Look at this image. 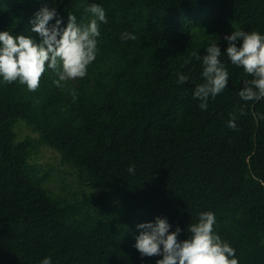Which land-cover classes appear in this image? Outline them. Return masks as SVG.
I'll return each mask as SVG.
<instances>
[{
	"label": "trees",
	"instance_id": "16d2710c",
	"mask_svg": "<svg viewBox=\"0 0 264 264\" xmlns=\"http://www.w3.org/2000/svg\"><path fill=\"white\" fill-rule=\"evenodd\" d=\"M211 246L264 264V0H0V264Z\"/></svg>",
	"mask_w": 264,
	"mask_h": 264
},
{
	"label": "rangeland",
	"instance_id": "374dc122",
	"mask_svg": "<svg viewBox=\"0 0 264 264\" xmlns=\"http://www.w3.org/2000/svg\"><path fill=\"white\" fill-rule=\"evenodd\" d=\"M22 129V137H25L26 135H28L30 132L28 129H26L25 126H22L21 127ZM37 162L39 164H41L42 166L44 167H48L50 165H54L57 172L61 175V176H64L66 177L67 176V181H73L74 182V178L75 176L72 175V176H68L69 175V171L70 169L65 167V166H61V164L59 163L60 162V159H59V154L56 153L53 149H50L48 147H43L41 150H40V153H39V158L36 159ZM58 183L59 182H53V184L55 186H58ZM208 262L209 264H222L220 259L218 258V255L216 253V251L214 250V248L211 246V250H208Z\"/></svg>",
	"mask_w": 264,
	"mask_h": 264
}]
</instances>
